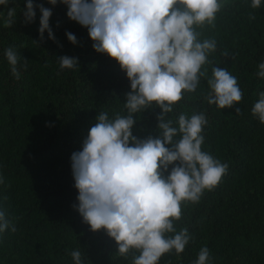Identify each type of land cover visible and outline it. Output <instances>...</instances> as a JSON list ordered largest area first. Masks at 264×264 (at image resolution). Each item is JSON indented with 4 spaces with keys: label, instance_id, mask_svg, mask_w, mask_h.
Returning <instances> with one entry per match:
<instances>
[{
    "label": "trees",
    "instance_id": "1",
    "mask_svg": "<svg viewBox=\"0 0 264 264\" xmlns=\"http://www.w3.org/2000/svg\"><path fill=\"white\" fill-rule=\"evenodd\" d=\"M34 3L51 8L55 42L47 33L39 40L38 9L32 23L24 22V0L8 5L17 14L12 27L0 23V206L16 227L0 237V264H72L75 249L86 264H131L138 253L116 254L115 242L103 230L90 231L73 209L77 191L70 166L99 112L110 119L127 114L129 81L114 60L93 50L87 29L68 20L66 6ZM196 31L199 39L217 42L204 66L207 75L213 66L228 69L243 96L238 114L235 107L218 110L204 99L207 83L201 78L197 91L169 114L176 126L180 113L203 111L208 124L202 150L227 163L228 171L198 202L181 204L174 226L187 228L192 239L179 256L164 254L158 264H193L204 246L213 264H264V124L251 115L264 91V80L255 75L264 59V6L227 0L214 25ZM65 32L76 36L75 46ZM8 47L22 58L19 79L3 55ZM63 55L78 58L79 66L61 71L56 58ZM159 113L155 108L136 114L133 135L156 137Z\"/></svg>",
    "mask_w": 264,
    "mask_h": 264
},
{
    "label": "clouds",
    "instance_id": "2",
    "mask_svg": "<svg viewBox=\"0 0 264 264\" xmlns=\"http://www.w3.org/2000/svg\"><path fill=\"white\" fill-rule=\"evenodd\" d=\"M15 0H0V22L12 27ZM227 0H45L55 7L66 6V17L87 29L92 48L114 60L129 81L123 107L126 115L110 119L106 111L96 116L82 148L70 156L77 191L73 209L93 233L101 230L116 244V254L131 264H158L164 254L179 256L192 236L187 228L177 230L181 204L196 203L205 191L214 189L228 171L202 150L203 130L208 124L203 111L190 116L180 113L175 125L169 114L179 101L195 93L206 78L209 106L232 109L238 114L243 93L228 69L204 66L216 51L212 38L199 39L196 29L212 26ZM252 9L264 0H246ZM24 22L32 23L40 13L38 36L55 42L49 21L51 8L24 0ZM254 19V17H252ZM74 46L76 36L65 32ZM35 42V41H34ZM36 43V42H35ZM11 74L20 78L21 56L15 48L3 53ZM226 55V53H225ZM60 70L79 66L78 58H56ZM26 66V65H25ZM257 78L264 80V59L257 64ZM159 108V134L144 139L133 135L138 113ZM251 115L264 124V91L251 107ZM168 117V118H166ZM178 137V138H177ZM3 183V177H0ZM15 224L0 206V237L14 232ZM72 264H86L80 249L70 253ZM193 264H213L209 249L202 247Z\"/></svg>",
    "mask_w": 264,
    "mask_h": 264
},
{
    "label": "rangeland",
    "instance_id": "3",
    "mask_svg": "<svg viewBox=\"0 0 264 264\" xmlns=\"http://www.w3.org/2000/svg\"><path fill=\"white\" fill-rule=\"evenodd\" d=\"M0 23H2V22H0ZM3 24V23H2Z\"/></svg>",
    "mask_w": 264,
    "mask_h": 264
}]
</instances>
